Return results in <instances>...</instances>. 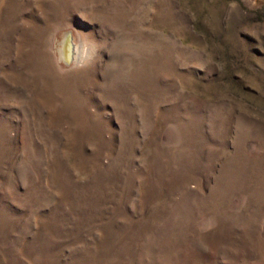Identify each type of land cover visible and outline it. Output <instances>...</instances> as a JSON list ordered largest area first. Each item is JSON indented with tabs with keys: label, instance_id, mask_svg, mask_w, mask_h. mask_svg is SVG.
I'll use <instances>...</instances> for the list:
<instances>
[{
	"label": "rangeland",
	"instance_id": "374dc122",
	"mask_svg": "<svg viewBox=\"0 0 264 264\" xmlns=\"http://www.w3.org/2000/svg\"><path fill=\"white\" fill-rule=\"evenodd\" d=\"M0 264H264V0H0Z\"/></svg>",
	"mask_w": 264,
	"mask_h": 264
},
{
	"label": "bare ground",
	"instance_id": "6f19581e",
	"mask_svg": "<svg viewBox=\"0 0 264 264\" xmlns=\"http://www.w3.org/2000/svg\"><path fill=\"white\" fill-rule=\"evenodd\" d=\"M58 51H59L60 57L67 61L71 60V58L76 55L77 50H76V46L74 45L72 41L71 33H66L64 35L63 39L60 41L58 45Z\"/></svg>",
	"mask_w": 264,
	"mask_h": 264
}]
</instances>
